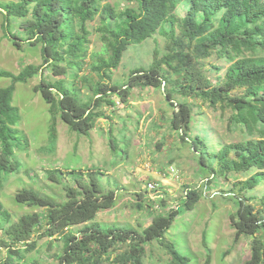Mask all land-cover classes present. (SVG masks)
I'll use <instances>...</instances> for the list:
<instances>
[{
  "label": "trees",
  "instance_id": "obj_1",
  "mask_svg": "<svg viewBox=\"0 0 264 264\" xmlns=\"http://www.w3.org/2000/svg\"><path fill=\"white\" fill-rule=\"evenodd\" d=\"M104 1L0 2L5 36L19 50L23 43L39 44L43 59L42 64L28 63L16 73L0 68V77L10 80L0 87V175L16 168L14 141L19 131L13 126L19 114L11 104L14 85L39 74L34 91L39 92L49 106L51 144L55 142L57 118L70 130L88 135L97 119L107 117L106 108L115 105L114 97L126 103L129 90L134 87H162L165 101L172 106L169 127L182 142L190 145L199 167L204 169L207 179L204 186L218 177L249 171L244 180L233 184L239 192L264 183V0H126L134 1L136 9L125 7L118 11ZM177 7H181L182 12H178ZM95 15L99 17L96 32L103 49L90 55L88 71L97 79L87 80L91 95L85 98L71 80V88L78 96L75 97L64 85V78L74 79L85 64L90 34L88 22ZM16 19L22 21L15 25L18 32L12 33ZM163 23L167 28L161 25ZM175 25L180 28L179 36L174 34ZM156 30L169 40V52L158 60L154 56L147 69H132L121 86L112 84V69L119 64L127 46L149 38ZM192 41L196 42L193 54L184 51ZM212 50L230 63L223 76L209 86L190 60L193 56L206 57ZM259 52L263 54L254 56ZM174 59L178 62L176 65L171 64ZM162 63L177 77L183 73L186 84L162 73ZM70 69L74 72L68 73ZM45 71L53 80L44 79ZM238 89L241 92L235 93ZM174 92L184 100L174 99ZM188 97L200 99L211 107L229 108L230 123L244 128L248 134L257 131L259 136L216 143L217 148L209 145L204 136L197 133L191 136L192 109ZM112 141L109 139L108 147L113 152ZM45 174L52 192L23 187L13 195L16 203L40 211L24 213L11 221L10 213L0 202L2 245L8 252L1 264H18L14 256L33 249L36 240L41 238H47L50 247L54 246L53 242H59L56 264H143L145 246L153 240L165 250L168 264H188V258L164 238L179 212L178 207L167 210L164 215H151L150 222L142 227L109 225L103 228L95 221V216L112 208L116 195L100 184L98 169H49ZM41 187L44 190L47 186ZM231 191L234 193L233 189ZM199 197L197 189L187 187L180 203L189 210ZM158 199L162 206L165 200ZM249 199L244 194L237 196V209L229 217V225L234 230L235 240L242 235L249 239V255L244 264H264V209H255ZM136 205L141 206L138 202ZM5 240L22 246L10 247ZM203 264H209L208 257Z\"/></svg>",
  "mask_w": 264,
  "mask_h": 264
},
{
  "label": "rangeland",
  "instance_id": "obj_2",
  "mask_svg": "<svg viewBox=\"0 0 264 264\" xmlns=\"http://www.w3.org/2000/svg\"><path fill=\"white\" fill-rule=\"evenodd\" d=\"M6 1L16 0H0ZM103 3L110 4L116 11L125 7L136 9L134 1L105 0ZM177 10L182 12L181 7H177ZM98 18V15H95L93 20L88 22L90 34L85 64L74 79L70 76L64 78V85L75 97L78 96L76 90L71 88V80L79 86L80 95L85 98L91 95L87 80L91 82L97 79L95 74L88 71V63L92 53L101 52L103 49L96 32ZM2 21L3 16L0 13V68L16 73L28 63L42 64L40 45L28 46L23 43L21 49H17L5 36ZM21 21L22 19H16L13 22L12 33L18 32L15 25ZM161 25L167 28L166 23ZM179 29L175 25L176 36H179ZM168 41L156 30L149 38L128 45L119 64L112 69L111 83L121 86L132 69H147L154 56L156 60L161 59L169 52ZM195 43L192 41L188 48L184 47V51L193 54ZM262 54L259 52L254 56ZM190 61L209 86H213L223 76L230 63L227 58L219 56L213 50L206 57L193 56ZM177 63L175 59L171 61L172 65ZM160 67L162 73L170 79L177 78L181 84H186L183 73H179L177 77L168 65L162 63ZM73 72L72 69L68 70V73ZM39 77L37 74L25 82L15 83L11 99V104L17 108L19 114L18 122L13 126L19 131L14 141L16 148L13 160L16 168L11 173L0 175V202L10 213L11 221H15L24 213L40 211L39 208L16 203L13 195L23 187L52 192L46 179V170L94 168L100 171L99 180L103 188L113 190L116 195L114 206L98 212L95 216V221L103 228L109 225L142 227L150 222L151 215H164L167 210L178 207L179 212L165 231L164 238L173 244L178 253L188 258V264H203L207 257L209 264H244L249 255V239L244 235L234 239L229 217L237 209V196L243 194L250 198L249 202L255 209H264V183L251 190L239 192L233 184L244 180L251 173L249 171L218 177L207 181L204 186L207 180L204 169L199 167L190 145L182 142L176 131L169 127L172 106L165 101L162 87H134L129 90L126 103H121L114 97L115 105L106 108L107 117L97 119L88 135L70 130L57 118L55 142L51 144L49 106L40 93L34 91ZM43 77L45 80H53L46 71ZM78 77L82 78V81ZM9 83L8 78L0 77V87ZM240 92L241 89L235 91ZM173 98L184 100L175 92ZM187 100L192 109L191 136L196 133L204 136L209 145L215 148L216 143L236 142L259 136L257 131L248 134L244 128L230 123L229 108L211 107L206 102L192 97ZM111 138L115 146L113 152L108 147ZM23 139L26 140L25 143ZM169 166L174 168L175 174L163 176ZM149 181L158 185L157 190H147L145 184ZM40 184L47 186L46 189L42 190ZM186 186L195 188L200 193L199 199L189 210L184 209L180 203L187 190ZM53 189L56 190L54 187ZM159 197L165 200L162 206ZM137 202L141 204L140 207H137ZM2 240L4 237L0 232V264L8 253L2 245ZM5 242L10 247L22 246L20 243L13 244L7 240ZM58 243L53 242L54 246L50 247L47 245V238L37 239L33 249L21 251L20 255L14 256V260H19L18 264H30L32 261L37 264H56ZM145 253L143 264H168V255L155 240L145 246Z\"/></svg>",
  "mask_w": 264,
  "mask_h": 264
},
{
  "label": "built area",
  "instance_id": "obj_3",
  "mask_svg": "<svg viewBox=\"0 0 264 264\" xmlns=\"http://www.w3.org/2000/svg\"><path fill=\"white\" fill-rule=\"evenodd\" d=\"M166 174L171 176L174 175L175 174L174 168L172 166H169L168 171L164 173L163 176H165ZM145 187H147L148 191H152L155 189L157 190L158 185L155 182L149 181L145 184Z\"/></svg>",
  "mask_w": 264,
  "mask_h": 264
}]
</instances>
